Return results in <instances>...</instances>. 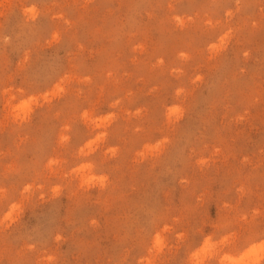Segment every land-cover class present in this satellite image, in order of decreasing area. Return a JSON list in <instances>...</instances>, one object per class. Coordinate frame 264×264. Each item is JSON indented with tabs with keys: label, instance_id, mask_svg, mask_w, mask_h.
<instances>
[{
	"label": "rangeland",
	"instance_id": "374dc122",
	"mask_svg": "<svg viewBox=\"0 0 264 264\" xmlns=\"http://www.w3.org/2000/svg\"><path fill=\"white\" fill-rule=\"evenodd\" d=\"M0 264H264V0H0Z\"/></svg>",
	"mask_w": 264,
	"mask_h": 264
}]
</instances>
